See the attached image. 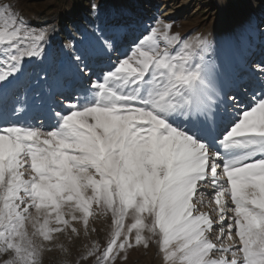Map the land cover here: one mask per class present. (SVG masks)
Returning <instances> with one entry per match:
<instances>
[{"label":"snow or ice","instance_id":"obj_1","mask_svg":"<svg viewBox=\"0 0 264 264\" xmlns=\"http://www.w3.org/2000/svg\"><path fill=\"white\" fill-rule=\"evenodd\" d=\"M171 29H146L83 97H66L53 126H0V264H42L44 242L78 235L73 222L87 232L97 212L112 228L82 257L91 264L151 238L163 264H264V92L247 105L228 96L235 118L216 124L207 43ZM46 35L0 0V85L42 55ZM206 194L214 215L201 211Z\"/></svg>","mask_w":264,"mask_h":264},{"label":"rangeland","instance_id":"obj_2","mask_svg":"<svg viewBox=\"0 0 264 264\" xmlns=\"http://www.w3.org/2000/svg\"><path fill=\"white\" fill-rule=\"evenodd\" d=\"M12 2L16 12L32 29L47 35L42 55L26 59L16 76L0 85V126L41 122L47 127L53 126L56 123L53 113L67 102L66 97H83L91 82L102 78L118 58L129 53L133 41L157 21L172 25L173 34L204 40L208 46L205 60L211 67V76L215 75L213 66L218 64L226 83H231L233 76L226 57L231 37L240 55L237 57L238 69H245L241 58L245 65L253 61L247 49L253 57L264 53V0ZM92 4L97 5L95 10ZM99 31L108 37L110 46H103L97 40ZM77 56L89 65L90 77L86 78L78 70V64L82 66V63L75 59ZM231 84L224 87V90L229 88L225 92L227 97L239 94V89L248 90L249 93L244 92L246 95L252 90L243 83ZM226 105L229 109L226 114L224 107L219 105L217 124L235 118L229 102L226 101ZM205 204L200 205L201 211L209 210L208 207L205 209ZM73 225L77 227L78 235L71 233L69 228L66 232L53 234L51 242H44L42 264H91L94 258L84 260L82 257L94 243L104 246L112 228L110 214L99 212L89 217L87 232L81 222H73ZM122 255L127 259L118 258L117 264H163L155 238H151L148 248L134 247Z\"/></svg>","mask_w":264,"mask_h":264},{"label":"bare ground","instance_id":"obj_3","mask_svg":"<svg viewBox=\"0 0 264 264\" xmlns=\"http://www.w3.org/2000/svg\"><path fill=\"white\" fill-rule=\"evenodd\" d=\"M243 1L244 2H248V0H243ZM232 40H233V38L231 37L230 50L227 49L226 57L230 61V66H231L232 74H233L231 83H233V84H231L230 82L226 83V81L224 80L223 75H221L222 73H221V71L219 69L218 64L216 66H213V69L215 71V75L213 77L211 76L212 82H213V85H214V88H215V92H216L217 103H219V105L221 104L224 107V112H223L224 114H226L227 111H229V109H228V107L226 105L227 96L225 94V92L229 88L224 90L225 86H227L229 84H231L233 86V85L240 84V83L245 84V86H247V87L251 86L252 90H251L250 94H247V95L244 92L245 91L248 92V90L239 89L240 93L238 95L241 98L244 99L245 105H247V104H249L251 102V97L254 94L255 95H259L260 93L264 92V73H262L260 71V67L263 66V64H264V53H263L262 56L257 55L256 57H253V54L251 53V51H249V49H247L248 51L247 50L246 51L250 55V59H253V61H251L252 63H250V65H245L246 63L243 62L242 61L243 59L241 58V62L243 63L242 67H245V69H243V70L238 69V67H237V57H239L240 55L238 54V52L236 50V47H235V43ZM259 54H261V52H259ZM255 58H257L256 61H255ZM259 73H262L261 74V75H263L262 78L260 77L261 75H258ZM228 118H230V116H228ZM215 121H216V124H217L218 121H219L218 115H216ZM227 121L228 120L225 119L224 123H226ZM209 124H210L212 130L215 131V125L212 123L211 120L209 121ZM211 191H212V189L209 188L208 192L210 193ZM209 199H210V196L206 194L205 197H204V203H206L205 204V209L208 207L209 210H207V211L203 210V211L204 212H209V213L214 215V213H212V210H211V208L209 207V204H208Z\"/></svg>","mask_w":264,"mask_h":264}]
</instances>
